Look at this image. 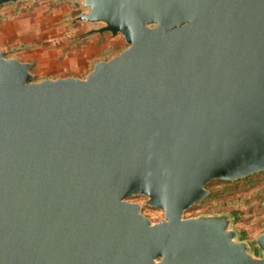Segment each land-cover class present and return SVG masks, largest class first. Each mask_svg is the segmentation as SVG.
<instances>
[{"label":"water","instance_id":"water-1","mask_svg":"<svg viewBox=\"0 0 264 264\" xmlns=\"http://www.w3.org/2000/svg\"><path fill=\"white\" fill-rule=\"evenodd\" d=\"M71 1L128 46L41 80L0 50V264H264V232L184 216L264 171V0Z\"/></svg>","mask_w":264,"mask_h":264},{"label":"rangeland","instance_id":"rangeland-1","mask_svg":"<svg viewBox=\"0 0 264 264\" xmlns=\"http://www.w3.org/2000/svg\"><path fill=\"white\" fill-rule=\"evenodd\" d=\"M80 2L71 0H22L0 7V50L33 63V80L77 74L84 77L96 61L120 53L128 43L122 34H84L90 24L76 19L84 12ZM209 194L185 212V217L227 214L235 238L255 246L264 232V171L235 180L213 179ZM142 204V212L159 221L162 210Z\"/></svg>","mask_w":264,"mask_h":264},{"label":"crops","instance_id":"crops-1","mask_svg":"<svg viewBox=\"0 0 264 264\" xmlns=\"http://www.w3.org/2000/svg\"><path fill=\"white\" fill-rule=\"evenodd\" d=\"M24 61H26V60H24ZM73 75H77V74H73Z\"/></svg>","mask_w":264,"mask_h":264}]
</instances>
